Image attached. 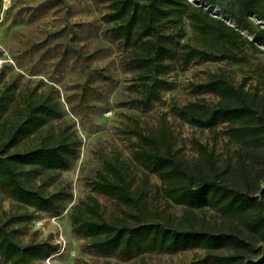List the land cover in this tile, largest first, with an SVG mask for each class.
I'll return each mask as SVG.
<instances>
[{"label": "rangeland", "instance_id": "1", "mask_svg": "<svg viewBox=\"0 0 264 264\" xmlns=\"http://www.w3.org/2000/svg\"><path fill=\"white\" fill-rule=\"evenodd\" d=\"M187 1L229 25L238 26L246 17L251 24L242 33L253 39L258 52L244 50L239 62L187 58L186 45L207 46L183 16L163 30L169 36L168 46L175 50L159 76L169 86L162 90L159 100L140 106L134 101L141 96L140 69L129 67V43L111 36L114 24L104 18L111 11L107 2L0 0V91L10 84L14 93L6 117H13L14 106L29 93L33 97L49 95L58 101V115L50 121V130L57 133L64 128L77 149L66 169L39 173L26 168L35 186L47 193H67L56 210H37L0 191V222L11 221L8 228L21 244L42 245L41 253L33 259L35 264H189L202 257L201 249L173 254L150 251L129 259L100 255L88 248L87 239L72 231V207L82 204L88 195L96 198L107 220L132 219L125 207L92 189L105 160L126 162L132 187L145 191L149 209L172 218L183 215L182 206L167 203L161 180L133 159L138 132L166 127L172 132V148L179 157L190 163L200 160V143L212 152L217 165L229 164L240 171V163H245L247 175L264 185L262 159L248 158L251 147L229 140L226 124L211 132L190 125L177 114L178 107L198 99L217 102L215 95L198 87L216 74H223L255 94L258 101L263 100L264 33L254 36L251 31L264 29V21L242 13L237 0ZM38 140L39 136H32L24 145ZM256 153L262 155L264 151ZM194 213L196 222L205 228L228 230L236 224L211 208L195 209ZM0 264L6 263L0 259Z\"/></svg>", "mask_w": 264, "mask_h": 264}, {"label": "trees", "instance_id": "2", "mask_svg": "<svg viewBox=\"0 0 264 264\" xmlns=\"http://www.w3.org/2000/svg\"><path fill=\"white\" fill-rule=\"evenodd\" d=\"M102 1L111 10L104 17L114 24L111 36L129 43V67L140 69L141 96L134 100L140 106L159 100L162 90L169 86L159 76L165 60L175 50L168 46L169 36L163 30L183 16L207 46L186 45L187 58L239 62L244 50L258 52L253 39L242 33L251 24L246 17L233 26L187 0ZM237 3L242 13L257 15L264 21V0ZM263 33L264 29L251 31L254 36ZM198 87L203 93L215 95L217 102L198 99L184 104L178 107V116L211 132L226 124L229 140L251 147L248 158L260 157L264 165V154L256 153L264 151V98L258 101L255 94L233 84L223 74L210 77ZM13 94L10 84L0 91V191L37 210H56L67 193H47L35 186L26 168L39 173L66 169L76 153V144L64 128L57 133L50 130V121L58 115L56 99L29 93L14 106L13 117H6ZM35 135L39 136L38 142L25 146L24 142ZM137 137L133 159L161 180L167 203L182 206L183 215L172 218L149 209L145 191L132 187L126 162L105 160L104 170L96 174L92 189L125 207L132 219L107 220L96 198L88 195L71 211L72 231L87 239L88 248L100 255L124 259L150 251L173 254L201 249L202 257L189 264H264V185L247 175L245 163H240V171L229 164L219 166L212 152L200 143V160L190 163L172 148V132L166 127L138 132ZM205 207L236 224L228 230L199 225L194 210ZM10 222H0V259L6 264H35L33 259L41 253L42 245L18 242L8 228Z\"/></svg>", "mask_w": 264, "mask_h": 264}]
</instances>
